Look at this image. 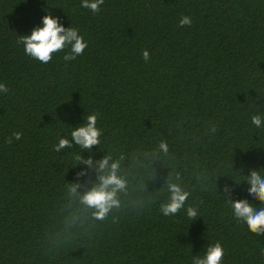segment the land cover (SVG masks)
<instances>
[{"label": "trees", "instance_id": "1", "mask_svg": "<svg viewBox=\"0 0 264 264\" xmlns=\"http://www.w3.org/2000/svg\"><path fill=\"white\" fill-rule=\"evenodd\" d=\"M81 2L0 0V264H193L217 240L222 264H264V233L228 204L264 208L245 179L264 174V0ZM49 11L87 41L75 60L44 64L17 43ZM87 112L100 143L56 152ZM77 153L120 161L126 188L102 220L81 201L100 173ZM172 183L191 195L165 216Z\"/></svg>", "mask_w": 264, "mask_h": 264}, {"label": "clouds", "instance_id": "2", "mask_svg": "<svg viewBox=\"0 0 264 264\" xmlns=\"http://www.w3.org/2000/svg\"><path fill=\"white\" fill-rule=\"evenodd\" d=\"M103 3L104 0H82L81 7L90 9L93 13H98ZM191 23V17L188 15L182 16L179 21L181 26L190 25ZM17 43L23 45L27 56L44 64L49 63L55 53L65 52V49L67 51L63 59L65 61L75 60L76 57L83 54L84 49L88 46L78 28L72 25L65 27L60 23L59 17L52 15L50 11L43 16L42 26L37 25L29 34L20 35ZM143 59L145 61L150 59V53L147 49L143 50ZM0 92H8V88L3 83H0ZM252 123L259 127L261 117L254 115ZM97 124L98 113L87 112L83 123L72 126L70 135L58 136V143L54 146L55 151L60 152L62 149L70 148L73 142L81 149L92 150L95 145L100 143L103 134V130ZM212 131H217L216 125H213ZM21 136L22 132H15L13 137L8 138L7 142L11 143L13 138L20 140ZM160 147L167 151L166 143L162 142ZM75 159L89 167L97 168L100 173L93 187L81 196V201L89 208L95 209L93 215L102 220L112 208L120 206L118 192L126 188V179L118 174L120 161L114 160L110 163V157L105 156L94 164L91 157L83 158L79 153L75 155ZM86 171V169L82 170L77 175L82 176ZM245 179L250 184L247 189L249 194L264 203V174L260 170L253 169ZM168 187L170 196L160 206V212L165 216H174L185 208L191 193L175 183L169 184ZM230 190V186L226 184L224 186L225 193ZM73 191H75V188ZM228 204L235 219L245 221L252 232L264 233V208H254L247 199H229ZM186 215L190 220L195 219L198 215V208L191 205L187 206ZM224 254V246L220 240H217L215 243L210 244L203 257H195L193 264H222Z\"/></svg>", "mask_w": 264, "mask_h": 264}]
</instances>
